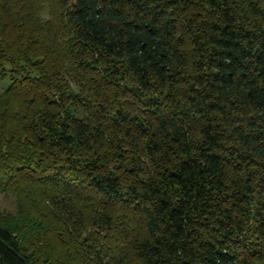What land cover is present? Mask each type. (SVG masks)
I'll return each instance as SVG.
<instances>
[{"label": "trees", "instance_id": "1", "mask_svg": "<svg viewBox=\"0 0 264 264\" xmlns=\"http://www.w3.org/2000/svg\"><path fill=\"white\" fill-rule=\"evenodd\" d=\"M0 189L54 263L264 264V0H0Z\"/></svg>", "mask_w": 264, "mask_h": 264}, {"label": "rangeland", "instance_id": "2", "mask_svg": "<svg viewBox=\"0 0 264 264\" xmlns=\"http://www.w3.org/2000/svg\"><path fill=\"white\" fill-rule=\"evenodd\" d=\"M37 211L29 200H19L14 194L0 189V221L15 228L23 227L19 235L35 264H58L50 259L62 257L65 240L51 225H45ZM30 221L32 224L27 226Z\"/></svg>", "mask_w": 264, "mask_h": 264}]
</instances>
